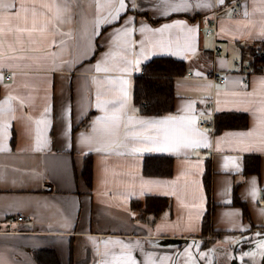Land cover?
Instances as JSON below:
<instances>
[{
    "label": "crops",
    "instance_id": "1",
    "mask_svg": "<svg viewBox=\"0 0 264 264\" xmlns=\"http://www.w3.org/2000/svg\"><path fill=\"white\" fill-rule=\"evenodd\" d=\"M5 3L15 11L0 8L2 264L51 255L59 264H176L193 244L238 246L264 233V72L246 69L247 50L264 41L261 0ZM215 8L216 34L205 36L199 26ZM158 56L184 60L187 72L173 80V111L144 115L133 79ZM222 113L247 123L217 129ZM201 118L214 127H200ZM148 154L172 156L171 175L144 174ZM247 158L258 173L244 171ZM147 195L170 202L155 220L130 205ZM209 256L197 259L211 264Z\"/></svg>",
    "mask_w": 264,
    "mask_h": 264
},
{
    "label": "trees",
    "instance_id": "2",
    "mask_svg": "<svg viewBox=\"0 0 264 264\" xmlns=\"http://www.w3.org/2000/svg\"><path fill=\"white\" fill-rule=\"evenodd\" d=\"M248 66L250 71L264 72V41H259L247 50ZM187 65L184 60L158 56L145 62L142 72L133 79L132 101L134 106L144 115H164L173 111L174 90L173 80L176 76L184 75ZM216 128L225 126H245L247 117L244 114L222 113L216 114ZM173 157L170 155L148 154L144 158L143 172L146 175L170 176L172 173ZM245 172H259L258 161L247 158L245 161ZM210 165L207 164L204 173V185L208 198H210L211 180ZM85 181L90 184L92 175L91 157L87 156L83 171ZM236 203L243 207L244 215H247L245 205L238 201ZM131 208L138 212L141 219L155 220L160 213L170 207L169 199L165 196L147 195L143 200L133 199ZM211 211L208 208L202 223L205 229L210 222ZM48 258V257H47ZM50 259V260H49ZM43 264H59L54 255L49 256Z\"/></svg>",
    "mask_w": 264,
    "mask_h": 264
},
{
    "label": "rangeland",
    "instance_id": "3",
    "mask_svg": "<svg viewBox=\"0 0 264 264\" xmlns=\"http://www.w3.org/2000/svg\"><path fill=\"white\" fill-rule=\"evenodd\" d=\"M248 238L249 239L246 241H241L238 246L237 244L233 246L222 244V242L215 238L209 242L208 246H203L200 243L193 244L190 247L191 252L180 253L176 264H181L182 255H184L185 264L190 263L189 261L192 262L193 259H195L192 257L193 255H196V262L202 264V261L197 259L198 254L201 259L205 254L208 256L210 255L209 259H214L211 261V264H232L234 260L241 264L240 259L242 256H247L251 260L250 264H262L261 258L264 255V233L257 232Z\"/></svg>",
    "mask_w": 264,
    "mask_h": 264
},
{
    "label": "built area",
    "instance_id": "4",
    "mask_svg": "<svg viewBox=\"0 0 264 264\" xmlns=\"http://www.w3.org/2000/svg\"><path fill=\"white\" fill-rule=\"evenodd\" d=\"M221 9L215 8L213 11V18L208 21L207 24L200 25L199 29L200 31L205 35V36H212L216 34V29H217V17ZM238 11V6L233 8V12L236 13ZM221 53V47L219 44H215L213 47V56L216 57ZM239 64V62H237ZM247 70H250L249 66L246 67ZM142 72V71H141ZM10 75L8 74L7 77ZM211 78L217 82L223 83L225 81V76H217V71L214 70ZM199 126L200 127H207L211 126L212 128L214 127V122L211 121L209 122L207 119H199ZM23 214H18L17 219L22 220L23 219Z\"/></svg>",
    "mask_w": 264,
    "mask_h": 264
},
{
    "label": "snow or ice",
    "instance_id": "5",
    "mask_svg": "<svg viewBox=\"0 0 264 264\" xmlns=\"http://www.w3.org/2000/svg\"><path fill=\"white\" fill-rule=\"evenodd\" d=\"M162 2L168 3L169 0H162ZM184 2L186 3V0H184ZM261 2L264 3V0H261ZM121 3H123V0H121ZM219 3L221 5H223L225 3V0H219ZM0 8H3V9H12L13 11H15V8L13 7V5L11 3L6 4L5 3V0H0ZM99 70L100 69L98 68L97 71H99ZM43 147H46V141L43 142V143H38L36 150H40ZM3 150L6 151L7 149H3ZM0 264H2V261H0Z\"/></svg>",
    "mask_w": 264,
    "mask_h": 264
},
{
    "label": "flooded vegetation",
    "instance_id": "6",
    "mask_svg": "<svg viewBox=\"0 0 264 264\" xmlns=\"http://www.w3.org/2000/svg\"><path fill=\"white\" fill-rule=\"evenodd\" d=\"M251 263V260L247 257L245 259H243V262L242 264H250ZM261 263L264 264V255L263 257L261 258Z\"/></svg>",
    "mask_w": 264,
    "mask_h": 264
},
{
    "label": "water",
    "instance_id": "7",
    "mask_svg": "<svg viewBox=\"0 0 264 264\" xmlns=\"http://www.w3.org/2000/svg\"><path fill=\"white\" fill-rule=\"evenodd\" d=\"M232 264H239L238 261L234 260Z\"/></svg>",
    "mask_w": 264,
    "mask_h": 264
}]
</instances>
